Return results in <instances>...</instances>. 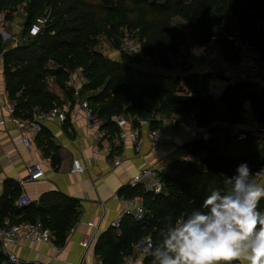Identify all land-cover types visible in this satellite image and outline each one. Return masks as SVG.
Wrapping results in <instances>:
<instances>
[{"label":"trees","instance_id":"1","mask_svg":"<svg viewBox=\"0 0 264 264\" xmlns=\"http://www.w3.org/2000/svg\"><path fill=\"white\" fill-rule=\"evenodd\" d=\"M11 0H0V10ZM18 1V0H12ZM219 1H226L228 10L245 31L255 28L257 18L264 22V0H103L100 5L105 10V22L112 26L107 34L113 37L115 47L119 48L118 24L126 22L133 25L129 14L142 11L143 20L138 24V32L144 37L142 49L146 55L157 60L160 65L172 68L173 58L181 44L193 37L199 44L209 41L215 32L213 24L214 7ZM114 2V4H113ZM45 7L51 9L50 19L43 30L26 40L18 42L14 48L0 36V62L7 74L6 89L10 98L15 101L14 114L29 116L32 108L46 109L54 105L56 96L43 90L45 71L42 62L47 54H55L60 62L54 70L60 81L65 84L69 70L73 69L75 57L69 53L78 48L81 52L92 43L93 37L102 30V24L94 19V7L82 0H29L28 15L24 30L31 24L35 15ZM96 11V10H95ZM179 17L187 24V30L174 25V18ZM136 25V24H135ZM54 33H51V31ZM118 35V36H117ZM245 35V34H244ZM228 41V40H227ZM91 61H84L83 67L87 81L83 88L101 89L91 95L90 103L100 117L104 119V128L118 132V126L112 116L121 113L147 117L151 114L191 113L196 116L200 127H207L211 136H199L189 141L186 147L189 152H203L202 167L192 159L176 158L159 170L165 183V190L160 193L146 191L141 184L126 185L121 193L126 197L142 194L145 214L142 219L126 215L118 228L109 226L97 238L95 252L99 255L100 264H120L124 254L132 252V245L142 236L150 235L155 242L159 229V220L167 213L179 214L181 211L198 207L206 193L213 189L223 188L224 181L235 173L241 162H247L253 172L264 167V153L248 151L239 155H227L222 150L220 132L217 125H210L221 103L235 121L242 120L243 102L250 99L255 110L264 116V92L259 94L248 88L245 82L229 83L221 96L215 99L209 92L212 72H190L183 77L182 85L177 76L170 74L139 70L124 61L103 57L101 52H91ZM125 54V53H124ZM14 61H24L22 66ZM38 67L36 73L32 68ZM157 121L151 127L159 126ZM226 134V133H225ZM226 134V139L228 138ZM46 150L51 155L53 165L59 163L57 147L51 140L46 141ZM21 187L18 182L8 179L4 182V193L0 196V218L14 214L33 215L32 203L18 206ZM70 209L71 205L66 207ZM264 210V200L260 203ZM65 210V209H63ZM61 219H56L53 226L56 242H63L75 214L68 211ZM27 220H34L30 216ZM0 259L5 256L0 252ZM150 256L145 261L150 263ZM7 260V259H6ZM7 264H15L8 262Z\"/></svg>","mask_w":264,"mask_h":264},{"label":"crops","instance_id":"2","mask_svg":"<svg viewBox=\"0 0 264 264\" xmlns=\"http://www.w3.org/2000/svg\"><path fill=\"white\" fill-rule=\"evenodd\" d=\"M174 19L179 23L178 25L187 30L185 21L179 17ZM235 21L237 23L235 30L252 39L264 53V22L257 18L255 28L247 32L240 27L236 18ZM224 32L217 38L221 54L215 62L210 64L202 60L192 65L183 61L181 72H212L209 92L217 99L227 85L234 82L247 83L248 88L257 94L264 92V74L258 75L251 71L238 51L227 41ZM198 46L199 43L188 36L187 41L181 44L180 52H184L186 58L189 54H196ZM224 61L228 64L223 67ZM1 75L2 72L0 77ZM182 81L181 79V85ZM68 91L69 96L58 101L62 106L73 100L71 91L69 89ZM13 102L15 101L9 97L4 79L1 77L0 196L4 193V182L11 179L18 182L21 192H25L30 197L33 211V215L14 214L15 218L28 219L31 216L34 220L53 226L56 219L63 218V213L71 211L75 214V220L66 230V238L63 242H56L52 230L51 243L23 241L20 245H16L13 251L20 261L15 264H100L101 259L95 252L96 240L111 226L117 213L128 204L129 197L122 194L121 189L129 185L135 173L146 166L156 165L162 168L173 158L199 162L204 153L201 151L192 154L186 144L199 136L206 137L209 133V131L201 132L196 127L186 124L175 126L172 123L158 122L159 127L165 131L166 140L157 149H152L147 133L148 127L142 126L140 127L142 149L141 153L137 154L132 142L128 138L120 140L117 132L113 133L104 128L105 135L97 137L95 128L91 127L81 114L75 118L67 115L61 120H46L36 134L30 133L26 128L20 129L13 122L11 112L5 108V105ZM243 106L242 119L259 118L264 121V116L254 109L250 99H246ZM35 108H32V114L36 111ZM224 109L226 117L223 120L233 121L231 114L225 107ZM21 117H25L23 113ZM222 129L226 134L228 133L224 127ZM21 134L31 138L30 148L15 142ZM48 139L55 144L60 157L56 166L52 164L51 155L46 150ZM238 142L245 143L244 149H234V146H231L232 155L233 152H236L235 155L242 154L250 147L254 152L264 153L259 150L264 143V137L249 136ZM93 149H97L95 154ZM75 158L80 159L85 166L82 172L71 171L72 161ZM117 158L120 159L119 164H115ZM32 162H40L44 167V175L35 181L26 180L27 167ZM69 205L71 208L66 209ZM86 238L89 239V244L83 246L81 242ZM145 259L146 257L142 264H147ZM9 261L5 256V259H0V264H7Z\"/></svg>","mask_w":264,"mask_h":264},{"label":"built area","instance_id":"3","mask_svg":"<svg viewBox=\"0 0 264 264\" xmlns=\"http://www.w3.org/2000/svg\"><path fill=\"white\" fill-rule=\"evenodd\" d=\"M29 0H18L14 7H8L0 13V36L7 46H16L18 42L26 40L29 37L40 33L50 19L51 9L45 7L43 11L35 15L31 24L24 30V23L28 15ZM218 34L213 33L209 41L201 42L198 51L194 55H188L186 61L188 64H195L198 61H207L213 63L221 54L217 38ZM225 38L238 51L242 60L247 63L251 71L255 74H264V53L252 39L232 31L224 32ZM119 50L126 54H136L140 49L139 42L127 31L123 32L120 37ZM228 62H222V66H226ZM2 71V63L0 62V73ZM83 69L73 68L69 70L65 87L71 91L73 100L71 103L62 106L54 103L53 106L46 109H38L34 111L32 116L21 117L14 114L15 102L5 105V108L11 112L12 120L20 129L26 128L30 133H38L46 120H61L67 115L75 118L81 114L87 123L95 128L97 137L105 135L104 119L98 115L89 99L80 93L83 84ZM112 120L118 126L117 135L120 140L129 139L137 154L141 153L142 138L140 136V127L147 126L148 138L152 149H157L166 140V134L159 126L151 127L154 121L162 123H172L175 126L183 124L196 127L201 132H207V127H200L198 120L193 113H171L168 115L155 113L147 117H139L121 113L112 116ZM224 127L234 140H245L249 136L264 137V121L259 118L241 121L218 122ZM217 124L216 121L210 125ZM209 135V133H208ZM15 142L24 144L27 148L32 145L31 138L26 134H21ZM97 149H93L95 154ZM120 159H115V164H119ZM202 167L206 164L200 160L198 162ZM85 166L80 159L75 158L72 161L71 171L82 172ZM160 166L149 165L139 170L130 181L131 186L141 184L146 191L160 193L165 190V183L159 174ZM262 168L255 170L259 171ZM28 175L26 180L35 181L44 175V167L40 162H32L27 167ZM254 172V173H255ZM258 182L264 183V179L257 178ZM31 202L30 197L21 192L18 196L16 204L18 206L27 205ZM145 214L144 198L142 194H135L128 198V204L122 208L112 220L111 226L118 228L126 215L134 219H142ZM23 241L30 242H47L53 241V231L50 227L44 225L40 220H15L9 215L0 218V252L13 263H19V258L14 253L13 248L20 245ZM153 242L150 235H145L137 239L133 244L131 253L123 255L120 264H142L143 259L149 256V243ZM81 244L87 246L89 239H84Z\"/></svg>","mask_w":264,"mask_h":264},{"label":"clouds","instance_id":"4","mask_svg":"<svg viewBox=\"0 0 264 264\" xmlns=\"http://www.w3.org/2000/svg\"><path fill=\"white\" fill-rule=\"evenodd\" d=\"M264 168L241 162L200 205L159 220L150 264H264Z\"/></svg>","mask_w":264,"mask_h":264},{"label":"rangeland","instance_id":"5","mask_svg":"<svg viewBox=\"0 0 264 264\" xmlns=\"http://www.w3.org/2000/svg\"><path fill=\"white\" fill-rule=\"evenodd\" d=\"M82 1H84L87 5L94 7V9L96 10V11L93 10V12H95L94 19L98 23L102 24L103 26H102V30L97 35H95L93 37L94 41L92 43L90 42V43L86 44L87 48L84 51L81 52L78 48H74L69 53V57L70 56L75 57L73 59V61L75 62L74 66L83 69V67H85V65H86L84 63V61L87 60L90 62L92 59V56L89 53L99 51V52H101L103 57L114 59L115 61H120V62L124 61V59H123L124 57L122 56V54L126 55L125 62L127 64H129V65H131V66H133L139 70L147 71L150 73L151 72L164 73V74L167 73V74H170L172 76H177L179 79V82L181 81V79L183 80V77L186 74H188V73L181 72V70L183 68L182 62L185 61V63H187V61H186V58L184 57V52H180V49L176 54H174L172 56V58H173L172 68H167V67L160 65V63L157 60L152 59L151 57H149L148 55H146L144 53V51L142 49V41H144V37H142L140 32H138V30H139L138 24L145 17L142 11H136V13L132 12L129 14L130 19L133 21L132 27L127 25L126 22H122V23L118 24V26H117V29L119 31L118 35L127 31L130 35H132L139 42V45H140L141 51H139L138 53H136V54H126L125 53L124 54V52L120 51L119 48L115 47V44L113 42L114 41L113 37H110L107 34V31H109V29H111L112 26L108 21L105 22V18H106L105 10L103 9V7L100 6L103 3V0H82ZM113 1L117 2V0H113ZM114 2H113V4H114ZM17 3H18V1L14 2L11 0L10 2H8L7 4H5L2 7V9L0 10V13L8 7L16 6ZM212 20H213V24L215 25L214 30L218 35L219 34L221 35L224 31H232V32L238 33L235 30V29H237V23L235 21L234 16L232 15V13L228 10L226 1H219L215 5ZM175 24L178 25L179 23H176L175 19H174V25ZM51 33H54V31L52 30ZM119 41H120V38H119ZM14 47L15 46H12V47L7 46L6 48H14ZM180 48H181V46H180ZM63 50L64 49H61L58 52H55V54H47V56L42 61L44 63L43 65L45 68V71H43V75H44L43 78H44V84H45L43 86V90H46L47 93L51 94L49 96V98L51 97L52 100H53V97H55V96L57 97V98H55V100H53L54 101L53 103H58V101L61 100V98H65L66 96H69V94H70L68 89L65 87V84L63 83V81L61 82L59 79V76L56 75V73L54 72V70L60 64V62L56 60L55 55L58 54L59 52L63 51ZM226 50H228V47H226ZM14 63L22 66L24 63H29V61L28 62L14 61ZM76 67H74V68H76ZM38 70H39L38 67L32 68L33 73H36ZM1 72H2L1 77L4 79V83L6 86L7 74L4 73V69H2ZM204 72H207V71H204ZM83 75H84L83 81L86 82L87 79H86L84 71H83ZM212 75H213V73H212ZM100 89H101V87H98L95 89L83 88V96L90 98L91 95H94ZM215 99H217V98H215ZM34 107H36L34 110L39 109V105H35ZM191 113H193V112H191ZM225 117H226V113H225L224 106L221 103H218L217 113L213 116L212 122L216 121L217 124H215V125L219 126L222 129L221 124L218 122H221L223 119H225ZM228 134H229V132H228ZM220 136H221V142H222L221 143L222 144V150L227 155H232L230 150L233 148H231V146H234V149H244L245 143L244 142H238L237 140L231 139L232 137L230 134H229L230 137L226 139V134H225L224 130H222L220 132ZM259 150L264 152V143L262 144V147ZM248 151H252L251 147L246 152H248ZM246 152H244V153H246ZM233 154L235 155L236 152H233ZM174 159H176V158H173L170 161H172Z\"/></svg>","mask_w":264,"mask_h":264}]
</instances>
